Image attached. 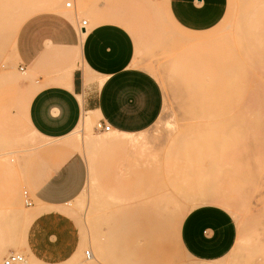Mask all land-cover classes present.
Listing matches in <instances>:
<instances>
[{
  "label": "rangeland",
  "instance_id": "1",
  "mask_svg": "<svg viewBox=\"0 0 264 264\" xmlns=\"http://www.w3.org/2000/svg\"><path fill=\"white\" fill-rule=\"evenodd\" d=\"M106 1L0 0V250L7 246L0 264L10 250L24 252L36 264H185L179 223L206 203L229 209L238 225L236 245L219 264H264V0H229L223 20L201 33L178 27L157 0H149L150 39L141 48L144 35L136 34L138 59L163 87L161 116L136 133V147H130L124 144L128 137L98 129L99 117L92 113L86 126L66 139L88 164L82 193L55 209L36 206V199L26 204L25 161L46 141L26 119L29 78L14 54L12 21L62 6L80 22ZM46 2L48 8L28 5ZM219 83L220 112L207 113L214 103L208 95L214 98ZM242 115L253 119L244 124ZM41 213L59 217L29 232ZM19 216L25 219L14 232ZM147 225L155 254L142 260L138 250L147 245L142 234ZM125 230L138 237L125 238ZM77 246L82 262L74 255ZM87 250L93 259H87ZM48 251L53 261L43 255Z\"/></svg>",
  "mask_w": 264,
  "mask_h": 264
},
{
  "label": "crops",
  "instance_id": "2",
  "mask_svg": "<svg viewBox=\"0 0 264 264\" xmlns=\"http://www.w3.org/2000/svg\"><path fill=\"white\" fill-rule=\"evenodd\" d=\"M157 2L175 25L201 33L223 20L229 0ZM28 5L50 6L47 2ZM150 8L149 0H108L92 13L82 33L77 15L63 11L61 6L33 13L17 30L14 54L30 87L26 119L46 141L27 158L24 167V182L38 201L36 206L55 209L72 202L84 190L89 176L87 161L66 139L79 126H86L92 113L110 125L112 132L128 137L124 144L130 147L129 135L147 130L161 116L163 87L138 59L136 34L144 35L142 48L150 39ZM55 216L37 218L29 232L44 220L59 217ZM179 224L178 241L187 256L185 264H219L234 249L239 235L231 211L212 203L193 207ZM125 232V238L139 234ZM142 234L148 242L138 250V259L149 260L155 254L154 233L147 225ZM168 249L163 247L165 252Z\"/></svg>",
  "mask_w": 264,
  "mask_h": 264
},
{
  "label": "bare ground",
  "instance_id": "3",
  "mask_svg": "<svg viewBox=\"0 0 264 264\" xmlns=\"http://www.w3.org/2000/svg\"><path fill=\"white\" fill-rule=\"evenodd\" d=\"M71 3V2H70ZM72 4V3H71ZM66 6H67V4H66ZM59 8V7H58ZM34 12H28V13H26V14H24V15H19L17 18H15L13 21H12V24H11V27H12V29H11V31H13V34H15V36H16V33H17V30L19 29V27L21 26V24L30 16V15H32ZM14 30H16V31H14ZM15 32V33H14ZM14 36V37H15ZM261 44H263L262 45V48H263V46H264V43H261ZM258 49H260V48H258ZM258 52H261L260 50H258ZM1 82V81H0ZM223 84H218V87H217V89H216V93L214 94V98L212 97V94H210V95H208L210 98H212V101H214V103H210V104H212L209 108L207 107V109L205 108V112H207V113H215V114H218L219 112H220V102L217 100V98L220 96V92L222 91V86ZM211 90H212V88H210V92H211ZM208 97V98H209ZM252 100V99H251ZM252 103V102H251ZM256 103V102H255ZM251 106V105H250ZM256 106V105H255ZM256 109V108H255ZM203 110V109H202ZM251 112V111H250ZM250 112H248V113H250ZM246 114V113H245ZM244 116L246 117V118H244ZM260 117V116H259ZM242 119H241V121H242V123H244V124H246V123H249V121H252V119H253V117L251 118V120H249L248 121V116L247 115H242V117H241ZM245 119H247V122H246V120ZM261 119V118H260ZM244 121V122H243ZM254 121V120H253ZM255 121H256V119H255ZM258 121H259V119H258ZM246 122V123H245ZM113 130V129H112ZM111 130V131H112ZM110 132V131H109ZM135 135H129V140H130V144H131V147H136L135 145H136V142H138V141H136L137 140V137H134ZM214 201H220V202H223L225 205H229L228 203L229 202H227V201H225V200H223V199H217V198H215L214 199ZM170 203V202H169ZM169 205V204H168ZM37 215H39V214H37ZM39 216H44L43 215V213H41ZM24 217L23 216H19V217H17V219L13 222V231L14 232H16V229H17V227H19L18 226V224L21 222V223H23V221H24ZM29 218H26V220H28ZM20 223V224H21ZM18 230V229H17ZM91 251V250H90ZM92 252V251H91ZM22 253H24V252H22ZM46 253V254H45ZM93 253V252H92ZM41 254V253H40ZM82 254H83V249H82V246H77V247H75V250H74V255H75V257H78L79 258V262H82ZM43 255H45V258H49L50 259V256H51V261H53L54 260V255L50 252V251H48V252H44V254ZM42 255V256H43ZM94 258V254H93V256L92 257H90V258H87L88 260H91V259H93ZM97 259L95 258V260H94V262L96 261ZM34 264H36V263H34Z\"/></svg>",
  "mask_w": 264,
  "mask_h": 264
},
{
  "label": "built area",
  "instance_id": "4",
  "mask_svg": "<svg viewBox=\"0 0 264 264\" xmlns=\"http://www.w3.org/2000/svg\"><path fill=\"white\" fill-rule=\"evenodd\" d=\"M72 4L70 2L67 3V8H71ZM87 20L84 19L81 21V27L79 30L83 33V29L86 28ZM23 70V67H21ZM97 128L103 130L105 132H109L112 130L110 125L105 124L102 121H99L97 124ZM24 199L28 206H32L34 204V196L30 193L29 190L24 191ZM93 256V253L90 250L86 251V257L90 258ZM1 264H34L29 257L22 252L19 251H10L8 252L2 259Z\"/></svg>",
  "mask_w": 264,
  "mask_h": 264
}]
</instances>
